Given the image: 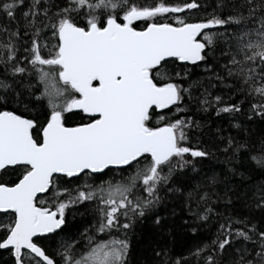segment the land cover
<instances>
[{
	"label": "snow or ice",
	"instance_id": "snow-or-ice-1",
	"mask_svg": "<svg viewBox=\"0 0 264 264\" xmlns=\"http://www.w3.org/2000/svg\"><path fill=\"white\" fill-rule=\"evenodd\" d=\"M197 101L236 134L189 115ZM213 148L236 183L201 175ZM253 172L264 176V0H0L3 264H130L129 234L148 219L159 238L141 264H264ZM170 200L193 233L215 228L187 255L163 240ZM77 206L88 227L70 224Z\"/></svg>",
	"mask_w": 264,
	"mask_h": 264
},
{
	"label": "trees",
	"instance_id": "trees-1",
	"mask_svg": "<svg viewBox=\"0 0 264 264\" xmlns=\"http://www.w3.org/2000/svg\"><path fill=\"white\" fill-rule=\"evenodd\" d=\"M173 3H180L182 0H172ZM195 74L193 78L206 77L208 74L203 71V66L201 68L195 69ZM205 87H208V82L205 79ZM221 91L226 92V89H223V86L219 88H211L209 87V92L213 95L220 94ZM198 95V93L196 94ZM236 98H234L235 100ZM187 100V97L185 98ZM247 108V105L245 106ZM189 115H195V118L199 120L201 123L206 126H211L212 130L215 131L217 127H221L225 136L232 134H236V129L231 127V123H235L238 121H231L229 119H219L216 117L214 110H209L207 113L198 110V101L193 102L190 105ZM244 119V118H242ZM76 121H70V123H75ZM259 130V129H258ZM205 139H207V133L205 134ZM215 153V155L207 159L203 162L202 165H197L198 169H203L201 175L204 172H215L219 175L221 181H226L229 184H234L238 181V177H233L229 169H231L235 162H226V157L223 153L216 151L214 148L211 149ZM238 171H243L244 169L238 168ZM189 176L193 179L191 183L194 185L197 180L201 177L197 176L193 172H189ZM252 178L254 180H260L264 178L261 173L253 172ZM224 185L220 184L219 189L220 195L223 196L224 193L222 191ZM175 208V215H172V211ZM220 211H225L222 205L219 206ZM160 215L166 217L163 225V240L165 242L174 241V250L176 252H182L187 255V250L189 248L194 247V245L199 242L201 239L210 237L214 232L215 228L209 229H200L196 233H193L190 230L189 225H185L184 221L188 220L191 223V218L189 217L186 210L183 212L179 207H176L175 204L170 200L167 203V206H161L158 209ZM85 209L82 206H77L75 208H70L67 212V217L70 224H83L84 227H88L92 222V216L90 214L82 217L80 214L84 213ZM75 213V220H73V214ZM257 218H259V214L257 213ZM214 222V221H213ZM192 227H197L196 224H192ZM218 227V225H217ZM159 238V234L157 229L153 227L150 219L145 220L143 224H137L134 230V234H129V240L131 242V257L130 264H141V261L145 255V247L149 243V241L157 240ZM0 256L7 258V253L2 252L0 250ZM0 264H3V260L0 259ZM193 264H195V260L193 259Z\"/></svg>",
	"mask_w": 264,
	"mask_h": 264
}]
</instances>
